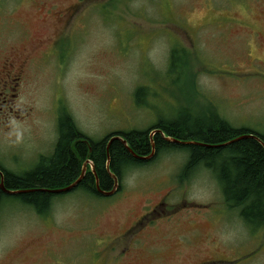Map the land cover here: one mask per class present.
<instances>
[{"label": "rangeland", "instance_id": "374dc122", "mask_svg": "<svg viewBox=\"0 0 264 264\" xmlns=\"http://www.w3.org/2000/svg\"><path fill=\"white\" fill-rule=\"evenodd\" d=\"M174 49L187 71L170 74ZM26 55L13 113L0 95L4 187L5 171L54 151L64 113L96 141L216 111L264 135V0H0V75ZM189 159L156 152L112 196L78 189L45 215L4 199L0 264H264V228L225 200L214 170L185 173ZM162 200L171 212L144 220Z\"/></svg>", "mask_w": 264, "mask_h": 264}, {"label": "trees", "instance_id": "16d2710c", "mask_svg": "<svg viewBox=\"0 0 264 264\" xmlns=\"http://www.w3.org/2000/svg\"><path fill=\"white\" fill-rule=\"evenodd\" d=\"M179 54L176 49L173 50L170 74L183 67L187 71V63L177 67V61L181 58ZM146 90L144 87L138 88L137 103H142L141 96ZM212 113L202 121L185 118L183 121L161 119L152 129L160 128L167 137L192 143L172 142L159 132L154 135L155 150L157 153L165 149L188 150L190 159L185 166V173L192 172L199 165L214 170L221 181L225 200L232 207L240 209V216L248 225L264 228V143L257 138L235 140L240 135L254 133L264 142V135L247 128L234 127L217 111ZM64 114L59 124V139L51 156L24 174L5 171V187L8 190L27 192L9 194L0 188V202L12 197L45 215L53 199L60 195L50 190L63 188L74 182L82 172L83 163L88 159L94 168L91 170L88 166L84 179L72 191L79 189L99 194L96 178L99 179L102 189L111 190L114 179L107 169L108 158L111 171L119 179L127 167L147 164L150 161L135 157L120 139L113 140L108 150L110 137L120 134L135 153L148 156L152 152L149 130L132 129L113 133L96 141L84 135L71 116ZM83 137L85 145L80 140Z\"/></svg>", "mask_w": 264, "mask_h": 264}, {"label": "flooded vegetation", "instance_id": "af4514ba", "mask_svg": "<svg viewBox=\"0 0 264 264\" xmlns=\"http://www.w3.org/2000/svg\"><path fill=\"white\" fill-rule=\"evenodd\" d=\"M60 31H62V28H60L59 32L57 33L58 36H59ZM28 55H26L25 58L14 60L13 63L9 64L8 68H5V70L3 71V74L0 75V95L2 96V99L4 102L3 105H5L2 107L5 109H8L9 110L8 113H10V111L11 113L15 111L13 105L11 104L13 103V100L20 94L19 91H20L21 85L23 84V80H24V71L26 70L29 60L31 59V58L29 59ZM15 70L17 71L15 72ZM80 140L85 145V138L83 137ZM46 156L47 155L40 154L35 167L38 166L41 162H43ZM84 164L85 162L83 163L82 166H84ZM161 206L166 207V203L164 200H162L158 204H154L148 216L144 217L143 219L146 220L149 216L161 217L171 212L165 208L161 209ZM158 207L160 208L158 209ZM143 219L140 220L142 224L145 223ZM129 248L131 247L126 246L124 247L123 251L125 252V250Z\"/></svg>", "mask_w": 264, "mask_h": 264}, {"label": "water", "instance_id": "95a60500", "mask_svg": "<svg viewBox=\"0 0 264 264\" xmlns=\"http://www.w3.org/2000/svg\"><path fill=\"white\" fill-rule=\"evenodd\" d=\"M153 133H154V132H153ZM244 138H257V139H259L262 143H264V142L262 141V139H261L258 135L254 134V133H247V134L240 135V136H239L238 138H236L235 140H239V139L241 140V139H244ZM115 139H121V140H122V137H121V136H118V135L112 137V139L109 141V144H108V150H109V147H110V145H111V142H112L113 140H115ZM167 140L172 141V142H184V141H181V140H177V139H169V138H167ZM123 143L126 144V141L123 140ZM129 151L132 152L133 150L129 148ZM132 153H133V152H132ZM154 153H155V146L153 145V152H152L149 156H141V157H142L143 159H149V158H151V157L154 155ZM134 155H135L136 157L139 156L138 154H134ZM108 161H109V160H108ZM87 163H89V161H87V162L85 163V165H84V167H83V170H82V173H81L80 177H79L76 181H74L73 183H71L70 185H68V186H66V187L58 188V189H54V190H50V191H51L52 193H62V192H68V191L72 190L73 188H75V187L81 182V180L83 179V177H84V175H85V172H86V169H87V168H86V167H87ZM107 169H108L109 172L111 173L109 164L107 165ZM0 173H1V171H0ZM111 175H112V177H113L114 180H115V185H114V187H113L111 190H104V189H102V188L100 187V184H99V179L96 180L97 191L101 192L102 194H104V195H106V196H110V195L114 194L115 191H116V189H117V187H118V185H119V179H118V177H117L115 174H113V173H111ZM0 188H1L4 192H6V193H14V194H15V193L27 192V191H23V190H15V191L8 190L7 188L4 187L3 179H2V182H1V185H0Z\"/></svg>", "mask_w": 264, "mask_h": 264}]
</instances>
